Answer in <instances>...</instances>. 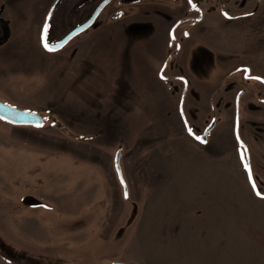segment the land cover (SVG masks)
Returning <instances> with one entry per match:
<instances>
[{
  "label": "rangeland",
  "instance_id": "374dc122",
  "mask_svg": "<svg viewBox=\"0 0 264 264\" xmlns=\"http://www.w3.org/2000/svg\"><path fill=\"white\" fill-rule=\"evenodd\" d=\"M6 1L12 31L4 23L0 101L45 122L38 128L0 122V224L6 206L15 217L24 205L63 207L70 194V204L81 206L87 186L102 189V198L89 201L115 213L104 235L117 239L93 244L99 223L94 213L80 215L71 226L88 225V241L68 252L65 264H264V87L243 81V69L264 78V5L240 21L206 12L176 35L179 49L169 35L179 14L158 13L171 0L137 4L115 21L106 16L110 9L49 54L40 45L38 0ZM78 23L53 21L49 40ZM240 90L239 137L254 187L234 137ZM213 121L206 144L190 135L201 137ZM117 149L127 200L113 169ZM155 206L163 213H144ZM0 256L44 264L1 241Z\"/></svg>",
  "mask_w": 264,
  "mask_h": 264
},
{
  "label": "crops",
  "instance_id": "0c3cea01",
  "mask_svg": "<svg viewBox=\"0 0 264 264\" xmlns=\"http://www.w3.org/2000/svg\"><path fill=\"white\" fill-rule=\"evenodd\" d=\"M261 5H264V0H261ZM26 64H28V62ZM54 175L56 174L54 173ZM53 177L55 178L56 176ZM90 188L91 187L89 186V189ZM84 190H86V193H83L80 195V197H84L86 200L84 204H81V206L78 207H74L72 204H70L71 200L69 199L72 197L71 194L66 198L67 204H64L63 207H59L57 205L43 207L38 204L31 206L24 205L25 210L19 212L17 211L15 217H12V213L14 212L11 210V207L6 206L3 208L1 213L3 215V219H1L4 221L0 224V226H3L5 233L0 237V241L5 246V248L13 250L16 255L21 257L30 256L31 259L34 258L33 260L38 261L39 263L42 262L44 264H48V260L51 258L52 260L50 264H65L66 260L70 261L69 259H66L67 253L73 249H79L88 241L86 235V232L88 231V225L85 227H75V225H71L73 222L78 223V221L82 219V215L94 213V221H98L99 229L101 228L102 233L98 232L92 243L102 247H105L108 244H114L117 238L113 235L111 236L110 234L107 235L109 238L105 239L104 230L105 227H107V225L109 226L111 223L109 222L110 215L112 214V216H114L115 213H110V209L108 208V210H106L103 204L98 208L97 204L91 205L90 203L91 199L95 196L97 197L99 195L102 198V189H99L100 191H95L92 189L91 192L86 186ZM7 194V192L4 194L5 197L12 199L13 195L9 197ZM95 199L96 203H98V199ZM7 203L8 202H6V204ZM163 210V208H159L157 206L151 208L146 207L144 213H150L149 215L152 216L158 213H163ZM19 213L21 215H19ZM112 219L113 218L111 217L110 220ZM150 225V221L148 225L145 223V228L147 229ZM73 227H75V229H73ZM48 249H52L54 252L58 251L59 253L65 254H59L58 258L55 255L47 258L48 256L45 254V251ZM7 255L9 256L11 254L7 253ZM63 256L65 259H63ZM0 259V264L21 263L20 259L18 258L10 259L7 256L6 258L0 256ZM77 261H79V259ZM72 264L77 263L75 262ZM146 264H157V262L150 260L149 262H146Z\"/></svg>",
  "mask_w": 264,
  "mask_h": 264
},
{
  "label": "flooded vegetation",
  "instance_id": "af4514ba",
  "mask_svg": "<svg viewBox=\"0 0 264 264\" xmlns=\"http://www.w3.org/2000/svg\"><path fill=\"white\" fill-rule=\"evenodd\" d=\"M43 1L44 0H38L36 2V6L39 7L37 16L39 17L40 15H42V18L44 19V24L47 17L50 14V11L54 7V5L59 1L58 6L51 15L50 23H52L53 21H60V22L71 21V20L80 21V23L74 25L70 29L72 30L76 26L89 20L96 11V9L103 3L105 5L102 8V10L97 14L92 26L97 22V20L102 15L105 14L106 11H109L110 9H111L110 10L111 13L109 12L106 16L108 17L109 20L115 21L123 18L122 15H124L123 14L124 11L127 10L128 8L130 7L133 8L135 5L141 3L150 4L152 0H50L48 6L41 11L40 7ZM251 2L252 0H191V2H189V0H171L170 2L166 3V6L169 8V10H167L166 13L164 12H158V13H160L162 16L164 15L165 17L172 19L175 17L176 14H179V18L175 20V23L172 25L169 33L170 38H171V33H173V38L171 39L174 41L176 49H179V44L175 39L176 35L179 33H184L187 26L192 28L194 24L199 23L203 19H205L206 12H214V11L218 12L221 15V18L226 21L229 20L240 21L242 19L249 18V16H253L259 12L261 7V0H259L257 5L255 4L250 5ZM7 10H8L7 1L0 0V48L4 46L3 44L7 43L6 40L2 39L4 38L2 37L5 30L3 28L4 23H6V30L8 31L9 35H11V31H12L9 23L6 22L8 20V16L6 13ZM14 16L16 17V15H13V17ZM200 16H201V20L196 21ZM50 23L47 28L46 39L47 42L51 44L57 43L62 37H64L70 31V30L67 31L59 40L50 41L49 40V36L51 32ZM44 24L42 25V29L39 34L41 46H42L41 36H42V30ZM185 36H188V33L187 34L185 33ZM47 53L51 54L50 52ZM243 71H244L243 73L244 82L245 80H254V81H258L264 87V78L262 76H256L252 74L250 70L243 69ZM240 91H244V90H240ZM244 95L245 92L242 95V97ZM260 102L264 104V97L261 98ZM206 129L203 131L202 135L204 134ZM190 135L194 136L195 139L198 137L197 135H193L192 133Z\"/></svg>",
  "mask_w": 264,
  "mask_h": 264
},
{
  "label": "water",
  "instance_id": "95a60500",
  "mask_svg": "<svg viewBox=\"0 0 264 264\" xmlns=\"http://www.w3.org/2000/svg\"><path fill=\"white\" fill-rule=\"evenodd\" d=\"M58 4H59V1L54 5L52 10L50 11V14L45 21V24H44V27L42 30V36H41L43 49L47 52H50V53L58 52L59 50L64 48L76 36L80 35L84 31L88 30L92 26V24L94 23V20H95L97 14L102 10V8L105 5L104 3L101 4L96 9V11L94 12V14L92 15V17L89 20H87L86 22H84V23L76 26L72 30H70L57 43L51 44V43L47 42L46 32H47V28H48L49 23H50L51 15L53 14V12L56 9V7L58 6ZM200 20H201V16L196 21H200ZM171 38H173V33H171ZM45 44L48 45L47 48H45ZM243 94H244V91H240L235 98L234 137L236 139L238 147L245 154V159H246V163H247L248 178L250 180L251 185L253 186L252 179H251L250 163H249V153L247 150V146L245 145V143H243L241 141V139L239 137L238 114H239L240 99H241ZM0 122H3V123L10 125L12 127L38 128L44 124L45 119L43 116H41L39 114L24 111L21 109H17V108L11 107V106L0 101ZM215 125L216 124L213 121L210 124V126L206 129L204 134L201 137H199V139L196 138V140L200 144H203V145L206 144L208 141V134L214 129ZM113 169H114V172L116 174L119 185L121 187L123 199L127 200L129 198V188H128V185L125 181L124 174H123L122 167H121V151H120V149H117L114 153ZM134 212H135V210H134ZM112 264H125V263L113 262Z\"/></svg>",
  "mask_w": 264,
  "mask_h": 264
},
{
  "label": "snow or ice",
  "instance_id": "6c2138e0",
  "mask_svg": "<svg viewBox=\"0 0 264 264\" xmlns=\"http://www.w3.org/2000/svg\"><path fill=\"white\" fill-rule=\"evenodd\" d=\"M189 2H191V0H189ZM46 30V29H45ZM48 47V45L47 44H45V48H47ZM197 139H199V137H197Z\"/></svg>",
  "mask_w": 264,
  "mask_h": 264
}]
</instances>
